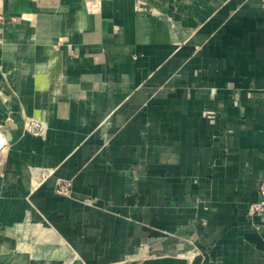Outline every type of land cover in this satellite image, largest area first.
<instances>
[{"label": "crops", "instance_id": "obj_1", "mask_svg": "<svg viewBox=\"0 0 264 264\" xmlns=\"http://www.w3.org/2000/svg\"><path fill=\"white\" fill-rule=\"evenodd\" d=\"M0 135V264H264V0H0Z\"/></svg>", "mask_w": 264, "mask_h": 264}, {"label": "built area", "instance_id": "obj_2", "mask_svg": "<svg viewBox=\"0 0 264 264\" xmlns=\"http://www.w3.org/2000/svg\"><path fill=\"white\" fill-rule=\"evenodd\" d=\"M30 129L34 132L39 131L38 125H32L30 126ZM56 192L59 195L71 197L72 182L69 180H59L57 183ZM247 215L250 219L258 215H264V182L261 184L259 189V200L249 206Z\"/></svg>", "mask_w": 264, "mask_h": 264}, {"label": "bare ground", "instance_id": "obj_3", "mask_svg": "<svg viewBox=\"0 0 264 264\" xmlns=\"http://www.w3.org/2000/svg\"><path fill=\"white\" fill-rule=\"evenodd\" d=\"M2 145V136L0 135V146Z\"/></svg>", "mask_w": 264, "mask_h": 264}, {"label": "water", "instance_id": "obj_4", "mask_svg": "<svg viewBox=\"0 0 264 264\" xmlns=\"http://www.w3.org/2000/svg\"><path fill=\"white\" fill-rule=\"evenodd\" d=\"M7 140H9V139H7Z\"/></svg>", "mask_w": 264, "mask_h": 264}]
</instances>
